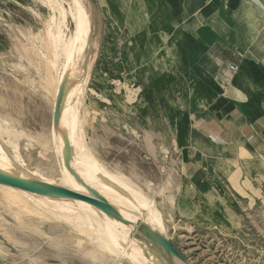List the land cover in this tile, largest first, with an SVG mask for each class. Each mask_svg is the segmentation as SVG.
Returning <instances> with one entry per match:
<instances>
[{
    "label": "rangeland",
    "instance_id": "obj_1",
    "mask_svg": "<svg viewBox=\"0 0 264 264\" xmlns=\"http://www.w3.org/2000/svg\"><path fill=\"white\" fill-rule=\"evenodd\" d=\"M84 1L92 24L89 46L79 63L85 64V71L78 136L85 149L105 168L118 170L127 131L134 129L135 170L130 176L155 200L167 238L183 258L190 264H264V153L201 159V154L191 152L187 157L201 159L206 167L205 178L194 184L180 180L169 148L187 146L192 151L187 120L192 110L177 105L172 90L168 99L151 87L160 78V65L154 63L159 55L153 54L160 43L144 40L151 34V13L147 18L141 6L135 9L138 0H102L93 12L89 2L97 0ZM67 2L0 0V125L6 127L0 130V142L10 152L11 140L18 141L31 167L21 170L37 180L39 173L59 176L50 134L52 89L43 85V64L50 55L44 46L50 17L59 20L65 9L64 34L73 32ZM57 72L52 70V76ZM147 131L155 136L162 132V138L153 136L149 142L167 146V153L156 158L144 153ZM13 208L0 191V264H136L99 248L90 241L95 235L91 229L75 226L59 210Z\"/></svg>",
    "mask_w": 264,
    "mask_h": 264
},
{
    "label": "crops",
    "instance_id": "obj_2",
    "mask_svg": "<svg viewBox=\"0 0 264 264\" xmlns=\"http://www.w3.org/2000/svg\"><path fill=\"white\" fill-rule=\"evenodd\" d=\"M138 1L135 9L141 6L153 19L144 40L160 43L153 52L159 55L154 61L159 73L152 67L160 78L151 87L158 88L161 97L172 90L176 104L192 110L187 119L192 151L187 146L169 148L179 179L190 184L203 180L206 167L201 159L208 155L264 153V0ZM89 5L93 12L100 2ZM94 24L98 32L100 21ZM232 63L237 64L235 71L229 68ZM134 133L127 131V146L119 152L115 170L130 180L135 170ZM157 133L147 131L145 137H163ZM147 141L144 153L151 157L168 152L167 146ZM191 152L201 159L190 160Z\"/></svg>",
    "mask_w": 264,
    "mask_h": 264
},
{
    "label": "bare ground",
    "instance_id": "obj_3",
    "mask_svg": "<svg viewBox=\"0 0 264 264\" xmlns=\"http://www.w3.org/2000/svg\"><path fill=\"white\" fill-rule=\"evenodd\" d=\"M99 2L101 4L102 0H99ZM68 4L74 25L73 32L68 37L64 34L63 28L65 27L64 21L66 17L63 10L65 9L60 12L59 20H54L52 16L50 17V22L48 27H46V45H44L50 55L43 64L45 79H43L44 77L42 78L44 80L43 85L52 89L53 102L50 134L53 141V164L56 165L55 168H57L59 176L53 179L41 176V173H39L40 178L38 180L89 194L88 190L64 164L63 136H66L71 148L69 164L82 181L95 189L110 204L115 205L117 208L114 207L124 218L129 219L133 223L141 220L167 238L162 215L156 207L155 200L148 198L142 188L123 173L115 170L110 171L105 168L95 156L85 149L81 142L82 138L80 139L78 136L79 114H81L78 107H80V99L83 96L81 77L85 71V64L80 65L79 63L89 46L92 24L90 12L84 0H69ZM53 5L51 4V6ZM86 59L87 57H85V61ZM52 70L58 71L56 77L52 76ZM0 130L5 131L6 127L0 125ZM148 140L150 139L148 138ZM10 145L12 151L8 152L0 142V171L23 179H34V177L25 174L21 170L31 167L24 159L18 141L11 140ZM48 160L46 158V161ZM40 170L42 171V169H34L33 171L38 173L37 171ZM44 170L46 171L47 168ZM0 191L1 198L6 202L7 206L10 208L14 207L19 211L23 209L24 212L25 210L33 212L35 211L33 207H39L44 210L53 208L59 210L75 226L91 229L95 235L90 241L95 242L99 248L111 254H115L120 258H127L136 264H161L153 249L135 236H129L133 230V225L125 224L109 217L102 210L86 201L38 194L1 183ZM77 230L80 232L81 229L77 228ZM1 247L3 248V246ZM108 259L110 260V258ZM173 260L176 264H184L176 257Z\"/></svg>",
    "mask_w": 264,
    "mask_h": 264
},
{
    "label": "water",
    "instance_id": "obj_4",
    "mask_svg": "<svg viewBox=\"0 0 264 264\" xmlns=\"http://www.w3.org/2000/svg\"><path fill=\"white\" fill-rule=\"evenodd\" d=\"M63 141L64 164L66 168L73 174V176L88 190L89 194L73 191L65 187L46 183L37 179H23L3 171H0V183L18 187L38 194L62 196L86 201L102 210L109 217L115 218L125 224L133 225V230L130 232L129 236H135L137 239L143 241L146 245L153 249L156 252L155 255L161 264H176L173 260L174 257L181 260L184 264H190L183 258V256L173 246L168 238L163 236L160 232L152 229L149 225L143 223L141 220H137L135 223H133L129 219L124 218L121 213L102 195L84 183L69 164L71 148L68 138L63 136Z\"/></svg>",
    "mask_w": 264,
    "mask_h": 264
},
{
    "label": "built area",
    "instance_id": "obj_5",
    "mask_svg": "<svg viewBox=\"0 0 264 264\" xmlns=\"http://www.w3.org/2000/svg\"><path fill=\"white\" fill-rule=\"evenodd\" d=\"M229 68L233 71V70H236L237 68V64L236 63H232L229 65Z\"/></svg>",
    "mask_w": 264,
    "mask_h": 264
}]
</instances>
